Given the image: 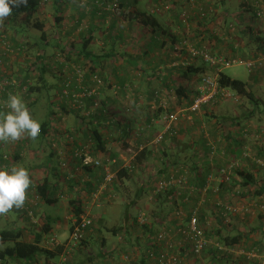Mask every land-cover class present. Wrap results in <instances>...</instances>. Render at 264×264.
Listing matches in <instances>:
<instances>
[{"label":"crops","instance_id":"1","mask_svg":"<svg viewBox=\"0 0 264 264\" xmlns=\"http://www.w3.org/2000/svg\"><path fill=\"white\" fill-rule=\"evenodd\" d=\"M38 1L40 2V19L45 23L44 31L47 35L45 38H42L41 34L36 35L33 39H29L24 33L16 36L15 47L26 46H24L26 48L24 53L19 56L18 65L20 67L16 68L20 73L31 78L29 85L35 87L36 90L33 93L28 91L21 97L33 118L38 120L41 126L44 123L49 124L48 132L44 136H38L35 140L26 136L22 137L17 144L13 145L0 141V151L13 157L12 164L8 165V168H4L6 166L2 163L0 169L23 166L29 170L32 181L26 199L29 201L34 200L35 190L38 193L37 187L47 181L51 197L56 200L53 204L47 205L63 207L68 223L75 219L69 201L71 199L81 201L84 211L89 209L93 204L94 194L99 190L105 175L102 167L92 165L84 167L82 160L76 156L80 150H85L90 158L95 160L104 161L107 158L121 160L126 155L118 147L120 142H123L124 147L127 148L129 144L138 145V148L141 147L140 150L144 148L149 151V159L137 167L134 173L145 172L149 167V161L153 157L154 151L148 147L151 141L148 137H153L155 134L145 137V134L140 136L138 132L142 126L156 128L157 132L163 128L158 124L159 122H155L157 119L154 113L161 102L155 96L159 91H163L160 89L166 91L167 84L174 81V76H181L180 63L189 57L186 49L183 50L182 55L174 53L175 45L180 44V41L184 39L179 31L184 34L192 31L190 36L199 37L198 40L202 41L200 43L196 39L197 44L214 42L211 47L218 56L239 57L244 58L245 61L255 60L260 63V66L252 70L247 68L249 75L246 81L242 80L248 84L249 91L253 95V98L248 100L242 99L244 101L242 102L243 118L234 116L236 108L232 107L233 105H230L229 102H225L227 100H219L218 103L208 106L212 112L211 115H214L213 119L208 121L203 115H197L198 117L196 116L195 120H191L189 124L181 123V127L177 128L179 132L190 128V130L192 129L191 134H186L181 139V133L178 132L177 136H167L166 138L165 143H168L173 155L170 156L169 150L166 149V156L163 155V157L172 159V161H164L165 166L158 171V174L168 175L170 168L178 166L180 159H192L195 164H198L195 165L192 175L190 174L191 182H194L192 185L194 184L200 189H207L208 192L192 196L184 193L181 198H174L169 194L170 191H167L165 193H168L170 197L165 204H161L157 197H150L151 200L154 199L156 206L158 204L157 214H161V217H152L151 225L144 228V232L141 234L139 232L136 235L135 231L132 230V234L130 231L131 227L139 229L137 219L131 223L129 211L132 206L136 205V201L132 198V201L127 203L122 232H126L125 239L136 238L140 246L138 255L135 257L134 252L131 253V250L127 249L131 240H126V243L121 244L116 236L115 239L120 247L107 248L110 250L107 251V254L104 252L95 261L92 259L94 264H125L122 263L121 256L129 252L134 258L131 263L127 264H159L157 260L150 259L148 256L149 249L155 244L153 238L165 227L169 220L168 216L181 210L182 205H189L193 197H195L193 207L199 209L201 220L205 225L208 222L205 220L209 217L206 214L209 205L214 208L216 202L220 200H232L233 190H237L238 186L242 191L245 189L241 186L242 183H237L233 188L231 185L220 182L221 178L218 172L224 163L219 159H222L221 154L225 151H228L232 159L241 154L248 157L249 159H246L243 165V172L254 175L259 186L264 184V169L257 164L264 158V20L259 17L257 20H252L250 15L251 13L256 14L259 7H264V0H195L193 8L196 5L206 8L209 11V19L200 21L198 16L194 15L195 22L188 26H181L180 16L181 7L189 5V0H120L123 9L128 13H126L128 18H125L127 21L116 17L109 4L99 7L96 0ZM166 2L171 3L172 11L156 12L154 15H149L155 7H161ZM239 12L245 13V16L237 21L242 27L238 26V31L232 33L234 31L231 32L228 27L229 25L233 27L231 24L235 21L233 15ZM138 13L146 15L138 18ZM59 14L62 15L63 21L58 24L54 17ZM146 19H148V23H144ZM250 21L253 22V27L245 30V26ZM11 34L13 35V33ZM60 52H63L64 55L60 56ZM28 59L31 60L30 66L26 63ZM200 61V64H204L202 60ZM76 65L82 71L83 67L87 68L84 75L88 86H96L95 78L100 77L105 81L103 99L108 101V105L113 110L111 116L118 120L113 123V126L109 125L110 121L104 115L99 114L101 109L95 107L93 109L92 103L90 113L84 112L87 116L93 115L95 120H99V122H95V125L102 135L103 150L99 149L90 132L88 122L92 121V116L84 117L80 113L82 111L73 113L69 102L63 101L61 98L62 83L64 79L71 76ZM204 66L210 68L213 73L225 72V69L222 68L209 67L207 64ZM34 75L37 77H33ZM162 86L164 87L162 88ZM163 100L166 101L165 96ZM93 110L95 113H92ZM43 116H45L44 120H42ZM199 127L203 130L196 132ZM149 133L151 134L152 130ZM187 137L192 139V146L187 150H181L180 145L184 144ZM138 153L135 152L133 155L136 156ZM201 160L206 162V167H202ZM255 161L257 162L255 163ZM63 163H66L67 166H64ZM112 167L117 168L116 165ZM134 176L135 174L132 175V177ZM259 179L263 183H260ZM140 188L143 190L144 186L141 185ZM140 188L139 190H141ZM33 191L34 195L30 194ZM255 192L256 189L249 192L251 198L254 197L253 201L258 199L264 202V195L256 196ZM45 205L46 203L39 195V203L37 206L35 205L36 214L45 212ZM106 207L103 203L98 208H102L105 213ZM212 213L218 227L215 229V226L212 225V229L209 231V237L213 243L219 242L223 228H229V234L226 236L238 234L241 236V244L235 247H243L246 250L258 247L264 253V216L261 217L263 228L259 225L258 228L254 227L252 230L246 231L245 224L248 222L245 219L236 217L233 218V222L236 221L234 225H231L233 219L229 224H224L216 219L217 216L219 217L216 209H213ZM18 216L13 215L10 219H6L12 229L16 228L13 226H20L21 222L24 224L26 221L23 219L29 221L27 217H21V214ZM50 216L45 215L43 219L46 221L49 219V222L56 220L58 224H63L60 218L55 219L51 214ZM92 216L95 223L99 214ZM55 217L59 216L56 214ZM174 222H179V219ZM22 227L23 225L18 229ZM205 227L207 228L206 225ZM254 230L257 232L256 236L254 233H250ZM23 232L25 233V231ZM95 235L96 229L89 234L85 240L86 243H90V239ZM104 241L107 242L103 239ZM85 246H81L78 251L81 252ZM191 256L193 259L189 264H230L234 261L232 257H228L226 260L220 259L217 253L211 249H207L201 257L196 258L192 250L187 247L183 252V258ZM55 262L57 263V259L54 262H47V264H56ZM74 263H77L76 258ZM246 263L256 264L255 261H246Z\"/></svg>","mask_w":264,"mask_h":264},{"label":"built area","instance_id":"2","mask_svg":"<svg viewBox=\"0 0 264 264\" xmlns=\"http://www.w3.org/2000/svg\"><path fill=\"white\" fill-rule=\"evenodd\" d=\"M96 4L99 7H104L106 4H111L110 8L112 9V11H120V0H96ZM170 9H172L171 3L166 2L163 3L161 7H155L153 9V12L168 11ZM183 16L185 17V23H187L189 19L188 13H185ZM257 17H259L260 19H264L263 8L259 7L257 11ZM186 46L188 48L187 53L189 54V57L187 59L193 61L194 58H199L209 63L211 67H218V69L223 67L229 68L242 65L249 70H252L260 66V63L255 60L245 61L239 58L227 59L225 57H214L209 53L207 47L195 48L189 45ZM21 51L22 49L16 48L12 45L11 42L8 41H5L0 46V58L2 59L0 60V73L1 70L4 71L5 77L7 78V84L16 86V88H13L14 90H12V93L9 92L8 95L28 93L27 87L22 86L19 79L11 78L14 60L16 56L21 53ZM186 60L182 62V65H184V63L186 65L190 64V62ZM81 70L82 69H78V67L75 68L78 82L77 87L81 88L83 90L82 92L75 91V89L73 88L71 76L68 77L64 83L62 95L63 97L68 98L70 107L74 109H83L85 106V99H93V109L94 107L100 108L101 111L99 112V114L104 115L105 118L110 121L108 123H114L118 121L113 116H111L113 110L108 105V101L104 100L101 97L102 87L100 85L102 84V82L98 80V86L86 87L83 82L84 76ZM219 72L220 71H218V73ZM218 73L216 75H203L202 81L200 83L201 85L199 86V95L194 99L193 104L188 109L180 108L162 117V119L160 118L159 120L155 121L159 122L158 124L162 125L163 130L160 131L153 139V141L151 142L152 144H155L156 147L157 145L161 146L166 142L167 136H177L179 131L176 125L178 124V121L181 117L186 116L185 112H187V114L188 112L197 114L201 111L204 105H208L211 103L214 104L219 100H226L235 96L232 90L221 88L219 86ZM3 88V85L0 84V93L4 91ZM3 94H1L0 96L1 109L8 110L5 103L7 99H3ZM87 113H90V111ZM92 113H95V111L93 110ZM146 129L147 128L145 126H142L139 128V131L143 132ZM42 133L43 131L41 128L40 135ZM163 152L165 151L163 150ZM162 154L164 155V153ZM8 156L9 154L4 155L3 157H5V159H9ZM76 156L82 160V165L84 167L92 165L95 167H102V169L105 171L104 181L93 197L92 205L97 207H101L105 199H107L109 202H112L116 198L115 194L111 192V187L113 186L115 180H117L119 170H134L132 162L126 166L123 165L121 169L112 170V166L118 163L117 159L107 158L104 161L97 159L95 160L93 158H90L85 150H80L78 153H76ZM63 165L67 166L66 163H63ZM232 167L233 166H226L219 170V177L222 181L221 183H231L233 169ZM238 187L239 188L234 191L237 194H242L240 186ZM181 188H185L186 193H188L189 195H193L194 193L199 194L201 192L203 193L207 191V189H200L198 187H195L194 185H189L187 178L184 176V174L181 173V168H179L170 172L166 176V178H163L156 184V187H154L152 191V198H156L160 193L163 194L167 191H173L172 196L174 198H181V195L183 194ZM34 196L35 198L33 201L26 200L24 205L17 210L22 216L27 217L32 223H37V220L35 219V205L37 206V204L39 203V194L36 193V190ZM14 209L15 208L4 215L7 217L13 212ZM260 209L264 211V205H262ZM216 212L219 215V217H216L217 220L222 221L224 224H229L231 221V217L244 218L241 216L249 213V210L244 204L233 205L230 203V201L220 200L217 202ZM80 217V220L76 218L73 219L71 225L72 230H70V236L66 240L61 241L56 236L49 239V249L56 250V248L58 247L61 248L56 264H73L75 253L77 252L83 241L86 240V238L89 236V234L94 231L95 223L92 218L93 216L89 213V209L84 211V213ZM168 217L169 218L167 219L169 220L166 223L165 227L153 238V243L155 242V244L152 245L148 251V256L150 259L157 260L159 264H181V251L183 253L189 246L192 250V253L197 256H201L207 249H213L220 259L228 257L233 258V253H235V249H237V247L231 248L226 247L219 242L213 243L211 241V238L207 235V229L201 220L199 209H195L191 215L186 216L183 214V212H181V210H178L173 213L172 216L170 215ZM176 219H179V222H174ZM205 221H207V219ZM137 224L139 227L150 226L151 221L149 214L141 211L137 218ZM125 233L126 232L124 231L119 234L118 238L120 241L124 240ZM240 255L242 256L241 258H244L243 260L245 263L246 261H255L256 264H264V253L258 247H253L249 250L241 248ZM122 259L124 262H129L131 260L129 255H123ZM231 264L237 263L234 260Z\"/></svg>","mask_w":264,"mask_h":264},{"label":"rangeland","instance_id":"3","mask_svg":"<svg viewBox=\"0 0 264 264\" xmlns=\"http://www.w3.org/2000/svg\"><path fill=\"white\" fill-rule=\"evenodd\" d=\"M109 5H111V4H109ZM185 6H187V5H184V6L181 7V9H182L181 11H183V7H185ZM188 7L190 8V6H187V8ZM261 8H263V10H264V7L261 6ZM125 11L126 10L120 8L119 12L118 11H113V14L116 17H119L120 19H123V21H127L126 19L128 18L127 17L128 13L125 12ZM170 11H172V9H170L168 11H163V13H167V12H170ZM236 11H237V9H236ZM240 12L239 13H234L233 19H235V21L231 22L233 27H231L230 25L228 27V29L231 32L234 31L232 33H235L236 31H238V26H240V24H238L237 21H240L242 19V17L245 16L244 12L243 13H240ZM185 13H187V12L184 10L183 11V15ZM188 14L189 15H194V13L191 10H190V12H188ZM250 15H251V19L252 20L259 19L256 16V14H252L251 13ZM208 16H209V14H208ZM262 20H264V19H262ZM194 22H195L194 19L191 18L189 20V22H187L184 26L191 25ZM240 27H242V25ZM245 27H246L245 30H248L250 27H253V22L250 21L249 24H247ZM31 30H32V28H31ZM192 33H193L192 31H190V32L188 31V32H186L184 34L183 32L179 31V34L184 39L180 41V44H176L175 45V47H174V50H175L174 53L175 54L182 55L181 54V48L183 47V45H185L186 51L188 49L186 45H189V46H193L195 48L207 47L208 50H209V53L212 56H214V57H225L227 59H233V58L234 59H238L239 58V57H231V58H229V57H226V55L225 56H218L216 53H214V49L211 47L214 42L206 43V44H200L202 41L198 40L199 37L195 38V36L194 37L190 36ZM38 34H41V33L39 32ZM196 39H197V41H200V43L197 44ZM229 40H231V39L229 38ZM195 44H197V45H195ZM19 56H20V54H18L16 56L15 60H14L12 73H11L12 76H15L17 78L22 76L19 73L18 69L16 68V67H20L18 65ZM239 59H241V58H239ZM242 59L244 60V58H242ZM183 60H185V59H183ZM187 60L190 63L194 62V65L195 66L197 65V67L202 66V64H200L201 61H200L199 58H194L193 61L189 60V59H187ZM182 62L180 63V67H181ZM205 63L209 67H211V65L209 63H207V62H205ZM205 63L203 65H206ZM76 67H78V69H81V68H79V66H76ZM222 69L223 70L225 69V73L226 74L232 76L235 79H239V80L246 81V79H247V77L249 75L248 74L249 73L248 69L245 66H242V65L233 66V67H229V68L228 67H223ZM83 71H82V73L84 75L85 72L87 71V68L83 67ZM220 72H222V71H220ZM177 74H178V72H177ZM173 78H174V81H172V82H174V83H172V82H171L172 84L168 83L166 91H164L165 89H160V90H163V91H159L156 94V96H155V98L157 100L161 101L160 104H159L160 106H157V108L155 110V113H154L155 118L157 120H159L160 118L162 119V117H164V116L168 115L169 113H171L172 111L174 112V111H176V110H178L180 108L181 109H188L189 107H187V106L189 105L190 100L195 99L199 95V86L201 85L200 83H201L202 78H203L202 74L198 75L197 77H195L194 79H192L190 81L182 80L181 76H174ZM98 80H100L102 82V84L100 85L102 87V95H101V97L104 98L103 89L105 87V81L103 79H101L100 77L99 78H95L96 86H98V82H97ZM181 85H183V86L188 88V96H189L188 99L185 96L187 94H179L178 91L181 89ZM163 87L164 86H162V88ZM189 90H190V92H189ZM232 92L235 94V96L231 97L230 99H226L227 101H225V102H229L230 105H233L232 107L236 108V115H234V116H236L237 118H243L244 110L242 108V102H244V101H242V99H240V96H238L235 91H232ZM17 95L21 96L23 94L17 93ZM163 95L165 96V99H166L167 102L163 100V97H164ZM67 102H69V101H67ZM216 103H218V102H215L214 104H216ZM69 105H70V103H69ZM211 105H213V103L208 104V105H204L200 112H198L197 114L192 115V116L190 114L191 112H188L189 115L187 114V112H185L186 116L180 118V120L178 121V124L176 125L177 128L181 127V123H183V124L186 123V125L189 124L191 122V120H195V117L197 115H199V116L203 115L204 118L206 120H208V121L213 119L214 115L213 114L211 115L212 112H211L210 109H208V106H211ZM160 109H161V111H159ZM91 110H92V108H91ZM80 113H82L81 115L88 117L86 114H84V112H80ZM44 119H45V116H43L42 120H44ZM189 127H191V126H189ZM152 128L151 127H147V129L145 131H143L144 133H142V131L138 132L140 136H143L145 134L144 135L145 137H148V135L151 136L152 134H155L153 137H148V139L151 140L149 142L150 145L148 147L151 148L154 151V153H153V157L149 161V167L147 168V170L145 172H142V173L141 172L135 173L134 177H132L130 180L124 179L123 183L120 182V180L118 179L119 177L117 176V180H115L114 185L111 187L112 188L111 192L113 194H115L116 198L112 202H109L107 199H105L103 201L105 206H107L106 207L107 211L105 213L103 212L102 208H98V207H96L94 205L89 207V213L92 211L91 215L99 214V216H98L99 218L95 222L96 235L92 239H90V243H88L87 246H85L82 249L81 252L77 251V253L75 255L76 256L75 258L77 259V263L76 264H94L92 259H94V261H95V259H97V257L100 256L102 253L105 252L107 254L110 251L107 248H116V247L119 248L120 247V244L118 243L117 239H115L116 235L114 234L113 230L117 229V231L119 233L123 229L122 226L124 225V221H125L124 219H125V215H126V211H127V203L132 201L131 200L132 198H133L134 201H136L135 202L136 205L132 206L130 211L128 210L130 212V214H131V216H130L131 217V223H132V221H135L138 218V215L140 214L141 211L148 213L150 219H152V217H155L154 215H157L159 206H158V204L156 206L154 199L151 200L150 197H152L151 196L152 195V191H153L154 187H156V184L160 180H162L163 178H166V176H167L166 174H162V175L158 174V171L162 170L163 167L165 166L164 161L169 160L165 156L163 157V154H162V153H164L163 150L168 149L169 153H170V156L173 155L172 154L173 152H172V149L169 148L168 143L167 144L164 143L161 146L157 145V147H156L155 144L151 143L153 141V139L159 133V132H157L156 128H154V129H152ZM151 130H152V133L150 134L149 132H151ZM162 130H163V128H162ZM202 130L203 129L201 127H199L198 129H196V132L197 131H202ZM155 132H157V133H155ZM186 132H188V133H186ZM179 133H181V139H182L183 136H186V134L187 135H189V133L191 134L192 133V129L191 130H190V128L189 129L188 128L187 129H183ZM19 141L20 140L14 142V143L17 144ZM14 143H11V144L13 145ZM191 143H192V139L187 137V139L184 140V144L181 143V145H180L181 150H187L188 148H190L192 146ZM118 147L120 148V150L126 156H125L124 159H121V160L118 159V163L115 164L117 166V168L114 169L112 167V170H118V169H121V167L123 165H125V166L128 165L129 163L134 161L135 157L137 156V155L134 156L133 153L141 151L140 150L141 147L138 148V145L137 146L136 145L133 146L132 144H129V147L127 148V147H124V143L123 142H120V144H118ZM161 151H162V153H161ZM212 155H214V154H212ZM221 155H222L221 156L222 159H219V160L220 161L221 160L224 161V162L222 161V163H224V165L222 164L223 167L233 166L232 167L233 169H232V181H231V183H233V181H236L237 183H242L243 179H242V177L239 176L240 174H238V173L239 172H243L242 168H244L243 165L245 164V160L249 159V158L248 157H244L245 155L242 156V154H241L237 158H233L232 159L231 156L228 154V151H225V153H223ZM167 156H168V154H167ZM171 161H172V159L169 160V162H171ZM215 161H216V157H215ZM179 162L180 163H178V166H175V168L174 167L170 168L169 172H172L175 169L181 168V173L184 174V176L187 178V180L189 182V185L190 184L192 185V183H194V182H191V175L193 173V170L195 169V165H198V164H195L194 163L195 161H192V159H188V158H182V159H180ZM256 162L257 161H255V163ZM257 164L259 166L261 165L260 167H262L264 169V158L261 159V161L257 162ZM201 165H202L203 168L207 166V164H206V162H204V160H201ZM1 166H0V168H2ZM223 167H221V168H223ZM263 181H261L259 179L260 183H263ZM220 182H222V181L220 180ZM141 185L144 186L143 190H142V188H140ZM262 185L264 186V184H262ZM139 188L142 191L139 190ZM253 190H255L254 186L247 187L246 190L244 189V191H242V192L246 193V194L248 193L247 194L248 195L247 202L246 203H242V202L239 203V204L246 205L247 209L249 210V213L245 214L244 216H241V217H244L242 220L245 219L246 222H248L247 224H245V230L246 231H250L254 227L258 228L259 225H261V227L263 228V225H262L263 221H262L261 217L264 216V211L260 209V206L264 205V202H261V200H258V199L253 201L254 197L251 198V194H249V192L251 193V191H253ZM181 191L183 192V195H184V193H186L185 188H181ZM30 194L33 195V192H30ZM189 196H192V195H189ZM194 198L195 197H193V199ZM193 199H192V201L190 202L189 205H182L181 206V212H183V214L185 216L186 215H191L193 213V211L195 210L194 209L195 207H193L194 206V200ZM57 206H59V205H53V206L49 205L48 206L46 204L45 205V208H46L45 212L42 211V212H39L38 214H35V219L37 220V223H32V222L30 223V220L27 221V220L23 219L27 223L25 222L23 224V222H21V224H19L20 226L16 225V226H13V227L18 228V227H21L23 225V227L21 229H23V231H25L24 239H25V241H28V242L34 241V235L35 234H37V233L43 234L44 236H43L42 245L45 246V247L49 246V239L51 237H55L56 236L61 241L66 240L70 236L71 223H68L66 221V213H65L64 208L63 207L57 208ZM213 209H216V208L215 207L212 208V206L209 205V207L207 209V212H206V214L209 216V217H207V221L208 222L205 224L207 226V228H206L207 229V231H206L207 234H209V231L212 229V225L215 226V229L218 228L216 226V223H215L216 221L214 220L215 218H213V213H212ZM16 210L17 209L15 208L13 210V212L11 214H9L7 217L4 214H0V230L12 227L8 223V221H6V219L7 218L10 219L13 215H15L16 217H19L18 214H20V213L18 211H16ZM49 213L55 219L56 218H60L61 219V223L63 222V224H58L56 220L49 222V219L47 221L45 219H43L45 215H47V216L49 215L50 216ZM56 214L59 217H55ZM261 214H263V215H261ZM21 217H24V216H21ZM100 217H102V218H100ZM258 217H260L259 221H257ZM38 218H40V219H38ZM233 218H236V217H231V220ZM233 221H234V219L232 220V224L231 225H234V223L236 222V221L235 222H233ZM218 222H219V220H218ZM38 223H40V224H38ZM37 225H39V226L37 227ZM47 225H49V227H51V230H49L48 233L45 232L46 231L45 228H46ZM145 227H138L140 230L139 229H134V228L131 227V230H130L131 234H132V230L135 231V235L137 233H139V232L141 234L142 232H144L143 229ZM53 228H54V230L52 231ZM228 229L229 228H227V229L223 228L222 229L221 237H225L227 234H229ZM250 233H254V235L255 234L257 235V232L255 230L251 231ZM103 239H105L107 242H105V241L103 242ZM126 240H131L130 246L129 247L127 245L126 246H127V249L131 250L130 251L131 253L134 252V256L136 257V255H138L139 250H140V246L138 245V243L136 241V238L135 239H134V237L131 238V239L130 238H126L122 242L120 241L121 244H124V242L126 243ZM215 243H217V241H215ZM127 244H129V243H127ZM141 244H143V243L141 242ZM5 247L6 246H1V249H4ZM188 248H190V246ZM241 248H243V247H241ZM241 248L237 247V249H235V253H233V258H234V260L236 261L237 264H247L241 258L242 257L240 255V249ZM194 256L196 258L201 257V256H197L195 254H194ZM192 259H193L192 256L190 258L189 257L183 258V253L181 251V264H184L185 262H186L185 264H189L190 260H192ZM223 259L226 260L227 258H223ZM237 261H239V263ZM0 264H18V263L13 261V260H9L8 259L7 261H1L0 260ZM38 264H47L46 258L42 257L40 259V261L38 262Z\"/></svg>","mask_w":264,"mask_h":264},{"label":"trees","instance_id":"4","mask_svg":"<svg viewBox=\"0 0 264 264\" xmlns=\"http://www.w3.org/2000/svg\"><path fill=\"white\" fill-rule=\"evenodd\" d=\"M188 3H189V5H187V6H190V8L189 7L188 8L194 13V15L198 16L200 21H207L209 19V16H208L209 11L206 8H204L202 6L199 7L197 5H196V7L192 8L195 4V0H189ZM39 5H40V2L38 0H28L26 4L20 3L18 6H12V13H11L10 17L0 20V29L2 28L0 31V46L5 41L11 42L13 46H16L15 38L18 34H22V33L26 34L29 39L35 38L34 36H36L39 32L41 33L42 38L46 37L47 33H46V31H44L45 23L43 20L40 19L41 14L39 13ZM80 5L83 7L82 4H80ZM187 6L184 7V10L188 13V12H190V10L187 8ZM120 8L123 9V5L121 3H120ZM195 9H196V11H195ZM183 11H182L181 17H180L181 18V26H184L186 24L185 20H184L185 17L183 16ZM155 13L156 12L152 11L149 15H154ZM145 15H146L145 13H143L142 15H141V13H138L137 17L138 18H139V16L144 17ZM194 15H189L188 22L191 18L192 19L194 18ZM54 18L58 24L63 21V17L61 14H59L58 16H56ZM144 23H148V19L144 20ZM31 28H32V30H31ZM11 33H13V35ZM39 35L40 34H38L37 36H39ZM24 46L25 45H23L21 47H17L18 49H22L20 54L24 53V51L26 49L25 48L26 46L25 47ZM184 49H185V46L183 45L182 50H181V54L183 53ZM59 54H60V56L64 55L63 52H60ZM0 60H2V59L0 58ZM200 60H202V59H200ZM202 61H203V63H205L204 60H202ZM26 63L28 64V66H30L31 60L28 59V62H26ZM38 64H40V63L38 62ZM184 65L181 64V79L184 81H190V80L194 79L195 77H197L198 75H201V74L202 75H212V74L215 75L218 72L217 71V72L213 73V71L210 68H207L203 64H202V66L197 67L194 65V62L190 63L189 65H186L184 63ZM76 66H78V65H76ZM76 66L74 67L73 72L71 73V80L73 82V88L75 89V91L76 92H82L83 90L81 88L77 87L78 82H77V75L75 72ZM216 68H218V67H216ZM20 74L22 75L21 77L17 78L15 76H12L11 78L19 79L21 85L27 87V91H30V93H33L34 90H36V88L33 87L32 85H29V83H30L29 81H31V78H29V76L23 75L22 72ZM0 75H1L0 84H2L4 87L3 88L4 91L2 93H0V96H1V94L4 93L3 99L6 100L7 97L9 96L8 93L9 92L12 93V90H14L13 88H16V86L7 84V78L5 77L4 71L1 70ZM83 76H84L83 82H85L84 85L86 87H90L86 84V82H87L86 76L85 75H83ZM33 77H37V76L34 75ZM66 80L67 79H64V81L62 83V90L64 88V83ZM218 83H219V86L221 88L230 89L232 91H235L237 93V95L241 96V99L248 100L249 98H253V95L249 91L248 84L246 82L239 80V79H235L232 76L226 74L225 72H219L218 73ZM62 90H61V92H62ZM178 92H179V94H187L185 96L187 99L189 98L187 87L181 85V89ZM61 98L63 99V101H68V98L63 97V95ZM193 101H194V99L190 100L189 105L187 107H190L193 104ZM91 103H92V108H93V105H94L93 99H89V98L85 99L84 108L83 109L72 108L73 113H77L78 111L88 112L89 110H91V108H90ZM6 111H7L6 109H1V105H0V112H6ZM190 114H192V113H190ZM192 115H195V114H192ZM88 116H90V115H88ZM91 116H92V118H91L92 121H90V123L88 122L89 128L91 129V131H90L91 135L93 137V140L96 142L97 146L99 147V149L103 150L104 149V143L102 141V135L100 134L98 127L95 125V122H99V120H97V119L95 120L93 115H91ZM95 117L98 118L96 115H95ZM84 119H86V118H84ZM48 125H49L48 123L42 124L41 127H42L43 133L41 134V136L46 135V133L48 132ZM109 125L113 126L114 124L109 123ZM7 154L8 153L5 154V153H2L0 151V165L3 163L6 166L5 168H8V165L10 166L12 164L11 160L13 158V157H11V155H9L8 156L9 159H7V158L5 159V157H3V156L7 155ZM164 155L166 156V151L164 152ZM146 159H149V151L147 149L143 148V150H141L139 152V154H137V156L135 157V160L133 161L132 166L134 167V170L132 169V171H129L128 169H121L118 172V177H119L118 179L120 180V182L123 183L124 179L130 180L132 178V175L135 174L134 172L136 171V168L143 165L144 161H146ZM238 174H240V176L243 177V181H242V185H241L242 187H244L246 189L247 187L254 186L256 189V192H255L256 196L264 195V186L263 185L259 186L257 184V181H256L254 175L245 174L244 172H239ZM104 177H105V175H104ZM226 184H228V183H226ZM231 184H228V185H231V187L234 188L237 185V182L233 181V183H231ZM37 190H38L39 195L41 196V198L44 200V202L46 204H53L54 202H56V200L51 197V194L49 192V185H48L47 181L44 182L43 184H40L37 187ZM169 194L172 195L173 191H170ZM169 194L168 193H163V194L160 193L157 196V199L159 198L158 200L161 202V204H165L168 201V198L170 197ZM247 198H248V195L244 194L243 192H242V194H237L236 192H234V196H232V200L230 199V203L233 205L239 204L240 202L246 203ZM69 205H70L71 211L74 214V218L80 220V218H81L80 216L84 213V207L82 205V202L75 200V199H71L69 201ZM215 208H217V202H216ZM154 216L155 217H161V214H157ZM45 230H46L45 232H47V233L49 232V230H50L49 225L46 226ZM70 230H72V226H71ZM113 232L115 235H117L118 231H117V229H114ZM207 235L209 236V234H207ZM43 236L44 235L41 233L35 234L34 235V241L28 242V241H25L24 232L20 228L19 229L18 228H14V229L5 228L3 230H0V260L1 261H7L9 259V260H13V261L17 262L18 264H38L40 259L42 257H45L47 262H50V261L54 262L56 259H58V254L61 251V248L58 247V248H56V250H51L48 247L43 246L42 245ZM219 243L223 244L226 247L232 248L238 244H241V236L238 234L235 236L229 235L226 237H221L219 240ZM86 244L87 243L84 240L83 243L81 244V246H83V245L85 246ZM1 246H6V247L4 249H1ZM211 251H213V249H211ZM74 259H75V256H74Z\"/></svg>","mask_w":264,"mask_h":264},{"label":"clouds","instance_id":"5","mask_svg":"<svg viewBox=\"0 0 264 264\" xmlns=\"http://www.w3.org/2000/svg\"><path fill=\"white\" fill-rule=\"evenodd\" d=\"M20 3L26 4L27 0H0V20L9 17L12 6H18ZM5 103L8 110L0 112V141L16 142L25 136L35 140L40 136L41 124L33 118L20 95L10 94ZM31 184L30 173L26 167L14 166L10 169H0V214H6L13 208H21L27 199ZM121 232L122 230L117 232L116 236L118 237ZM124 255H129L131 260L124 262L122 255V263L127 264L133 261V255L130 253Z\"/></svg>","mask_w":264,"mask_h":264}]
</instances>
